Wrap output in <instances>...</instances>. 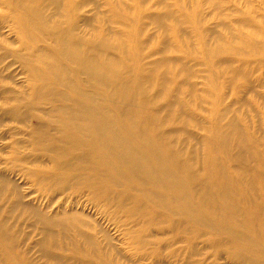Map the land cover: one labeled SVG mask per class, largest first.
<instances>
[{"label":"bare ground","instance_id":"6f19581e","mask_svg":"<svg viewBox=\"0 0 264 264\" xmlns=\"http://www.w3.org/2000/svg\"><path fill=\"white\" fill-rule=\"evenodd\" d=\"M104 2L110 16L127 22L118 2ZM86 5V0H0V21L10 24L19 48L1 39L0 47L27 74L23 87L0 89V107H8L5 115L24 128L32 151L59 157L46 177L39 167L34 175L47 178L61 196L84 189L92 202L118 205L115 213L124 209L155 220L158 209L163 217H180L227 236L226 251L244 264H264V169L252 162L256 154L243 132L234 136V147L231 138L239 129L228 132L217 124L203 130L202 159L184 149L181 137H193V118H179L184 106L170 95L171 71L162 72L160 61L147 64L152 55L143 53L134 32L125 28V36L110 29L119 21L103 18L98 5L92 3L95 13L86 18ZM70 157L78 163L69 164ZM62 165L67 171H60ZM128 196L139 207L122 208ZM70 221L45 218V235L53 238L51 223ZM67 228L60 233L69 234Z\"/></svg>","mask_w":264,"mask_h":264},{"label":"rangeland","instance_id":"374dc122","mask_svg":"<svg viewBox=\"0 0 264 264\" xmlns=\"http://www.w3.org/2000/svg\"><path fill=\"white\" fill-rule=\"evenodd\" d=\"M86 1V18L95 13L92 3L98 5L103 18L119 21L108 18L117 24L110 29L125 36L126 29L134 32L143 53L152 55L147 64L160 61L166 68L161 67L162 72L171 71L170 95L184 106L179 118H193V139L181 137L184 149L192 148L193 155L202 159L203 130L220 124L224 131L239 129L231 144L243 132L256 154L252 162L258 161L264 169V0H112L127 13L126 23L110 16L105 0ZM10 29V24L0 21V39L18 49ZM4 48L0 47L4 57L0 89L23 87L27 74L22 64L4 54ZM8 110L0 107V264H244L237 253L226 251L227 236L198 229L180 217L164 213L163 217L158 209L152 213L155 220L124 209L115 213L118 205L92 202L84 189L71 188L61 196L47 178L41 180L59 157L32 151L24 128L5 115ZM77 163L69 158V164ZM37 167L43 170L41 178L34 175ZM67 169L60 167L62 172ZM129 198L120 204L122 208L139 207ZM142 206L151 213L144 202ZM55 217H68L73 224L51 223L48 230L55 233L49 239L42 221ZM67 226L72 228L69 234L60 233Z\"/></svg>","mask_w":264,"mask_h":264}]
</instances>
